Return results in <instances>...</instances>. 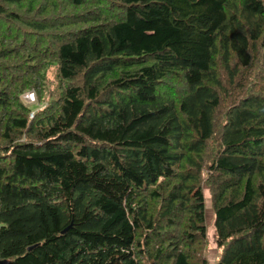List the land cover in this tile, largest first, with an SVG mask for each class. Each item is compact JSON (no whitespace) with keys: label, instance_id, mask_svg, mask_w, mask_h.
I'll use <instances>...</instances> for the list:
<instances>
[{"label":"trees","instance_id":"1","mask_svg":"<svg viewBox=\"0 0 264 264\" xmlns=\"http://www.w3.org/2000/svg\"><path fill=\"white\" fill-rule=\"evenodd\" d=\"M203 190L264 264V0H0V264H209Z\"/></svg>","mask_w":264,"mask_h":264},{"label":"rangeland","instance_id":"2","mask_svg":"<svg viewBox=\"0 0 264 264\" xmlns=\"http://www.w3.org/2000/svg\"><path fill=\"white\" fill-rule=\"evenodd\" d=\"M20 100L25 106L31 107L32 109L36 107L38 108V106L36 105L37 103L35 102L36 100L34 98V95L31 94V92H28V95L22 96ZM203 197H204V219H205V226H206V238L208 241V250L206 253V259L209 264H213L217 256L219 255V253L213 241V236H214V229H213V224H212L213 215L210 209L208 195H207L206 190H203Z\"/></svg>","mask_w":264,"mask_h":264},{"label":"water","instance_id":"3","mask_svg":"<svg viewBox=\"0 0 264 264\" xmlns=\"http://www.w3.org/2000/svg\"><path fill=\"white\" fill-rule=\"evenodd\" d=\"M31 94H33V93L31 92ZM24 95H28V93H26V94H24ZM24 95H22V96H24ZM22 96H21V97H22Z\"/></svg>","mask_w":264,"mask_h":264},{"label":"bare ground","instance_id":"4","mask_svg":"<svg viewBox=\"0 0 264 264\" xmlns=\"http://www.w3.org/2000/svg\"><path fill=\"white\" fill-rule=\"evenodd\" d=\"M30 97V96H29Z\"/></svg>","mask_w":264,"mask_h":264}]
</instances>
